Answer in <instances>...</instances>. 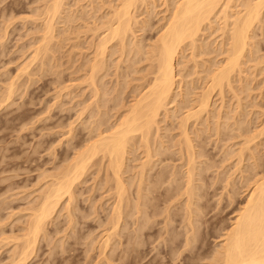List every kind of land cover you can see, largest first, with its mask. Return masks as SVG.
<instances>
[{"label":"rangeland","instance_id":"1","mask_svg":"<svg viewBox=\"0 0 264 264\" xmlns=\"http://www.w3.org/2000/svg\"><path fill=\"white\" fill-rule=\"evenodd\" d=\"M147 1L148 2H144V5L142 2H141L142 4L139 3L140 6L138 5L139 7H137V9H136L137 11L134 10V12H133L134 16L137 15L135 18H136V20H138V23L140 22L139 26H137V25L134 26L135 27L134 31L136 32L135 34L138 35L135 37V39H137V41H140V39L142 38L141 39V41L143 40L142 45L143 46L145 45L144 49L146 47L150 46L148 44L155 41L156 35H159L158 32H159L160 26H162V24H164V22H165L164 18L168 15V13L166 11L167 9L166 10H164V9L167 8V4L169 3V2L166 4L163 3L164 0H152L153 2L149 1V0H147ZM169 1L171 2L172 0H169ZM240 1L241 0H239V2ZM46 2L47 3L49 2V3L47 4ZM50 2H51V0H0V264H11V262H14V260L16 258V257H14V256H16V255H14V253H16L18 250V248L16 250V247H18L22 244L21 240L16 241L14 239L16 238V236L18 234L19 235L17 236L16 239L20 238V234L22 235V233H21L23 231L22 228L26 227L25 223H27L26 219L28 218V216L30 214V209L32 207H34L36 204V201L39 198H41L40 197L42 195V194L40 195L41 189H42V193H43V190L45 188L44 186L50 182L49 180H51V179H47V178H50V176L47 178H45L43 176L51 175V174L56 175L57 173L54 172V174H53L52 171L54 170V171L58 172L59 171L58 168H60V167L63 168L66 164H68V161L71 160V158L74 155V152L72 150L71 145L74 144V141L76 139L78 140V138H75V136L78 137L79 134H81L83 132L82 135H80L81 141H82V138L84 140L85 139L84 137L88 136L87 133L89 130H85V129L82 130V129L85 127V125H87L86 122H88V120L90 119L89 114L90 113L96 114L97 112L98 113L103 112L101 115L102 121L104 119L103 117L107 118V121H105L106 123L104 125L109 126V125L114 124L116 122L117 118L119 117L118 115H120L122 113V107L118 106L119 101L121 100L120 98L121 97L124 98V100L122 98L123 105L124 104H125V106L128 105V102L130 103V101L132 100V98H131L132 95H130V93H129V92H132V91H130V89L133 90V88L136 87L137 85H139V86L141 84L143 85V82L145 81L144 79H145L147 71L149 69L148 68L149 63L147 61L144 62L143 58L145 59V57L143 55H141V56L137 55L138 56L137 58H136V56L135 57L133 56L134 57V58H132L133 60L130 58L132 60L131 61V60H129V57L132 56V54H129L128 56H126L127 54H125L123 56V58H124L123 59L121 57V55L119 54L120 53L119 47H117L115 45L114 46L115 49L113 52L115 53L117 50L118 51L116 54L112 53V51H111L113 58H112V55L109 53V55H111V56H110V59L108 58L109 63L107 62L106 75L100 82V85H102V87H104L103 88L104 92L107 91L105 98L103 97L105 100H108L106 105L104 106L105 108H103V109L99 108L100 110H97L95 107L94 109L97 112H94L93 109L92 110L90 109L91 112L86 111V115L84 113L83 117L81 115H79V113L81 114V110H82L81 107L82 106L84 107V105H87L88 104L87 102H89V103L92 102L89 100L90 99V97H89L90 89L89 90L86 89L88 87H85L86 85L84 86L83 85L84 83L82 81L83 80L82 76L83 77L85 76V74H84L85 72H82L85 69L83 67L84 63H85L84 58L86 59L85 56H87V58L90 57L89 53L92 52V50H91V52H90V50H88L89 49L88 44L90 41L89 38H91V40H92V38H94V39L96 38L95 35H93L94 32L92 31V28L93 27L95 28L99 24H102V22L105 23V21H107V20H105L104 18L111 17V14L114 11L113 7L115 8V6L117 7V5H118L117 0H64V9H63V13H62L63 16L60 15V19H58L60 21H58V22L55 21L56 25L54 24V26H55L54 27V29H55L54 30V38H53V41H50V43L48 44L49 46H47V48L48 47L50 48V49L48 48L50 50V52H47L49 54H47V57H45L44 54H41L44 56V57H42V56L41 57L45 60L42 59V61H41V59H40L41 57L38 56L39 57L38 60H36V57H35V59L33 61V58H34L33 53H35L34 50H36L35 47L36 46L39 47L42 45V36H43L42 30L44 27V22H43L44 18H43V16H41V14L42 13H43L42 15L45 14V12L43 10H45L47 8V6H49L51 4ZM119 2H120V0L118 1V3ZM238 3L236 6H238ZM115 4H117V5H115ZM164 4L166 7L164 6ZM45 5H47V6L45 7ZM169 5H170V3H169ZM140 7H141V9H138ZM147 7H149V8H147ZM234 8L232 9V11L230 10L231 11L230 13H233V11L235 13V11L238 12L239 10H241L240 7H236L235 10H234ZM37 10H39V11H37ZM40 11H43V12H40ZM64 11L66 13H64ZM36 12L38 13V15ZM33 13H35V15H32ZM107 13H109V14H107ZM66 14L68 15V17ZM38 17H40L41 20ZM64 17H66V18H64ZM100 17H101V19L104 17L103 21L101 23H99L101 20ZM162 18H163L164 22H163ZM63 19H65V20H63ZM33 20H34V22H33ZM97 20H98V22H96ZM36 21H37V23H36ZM145 21H146V23H148V22L150 23L151 21L152 22H151V25L149 24L150 26L148 25L149 27L147 26L148 30L146 27V30H144L143 31L144 33H143L139 30L141 29L140 27L142 25H144L142 22L145 23ZM159 23H161V24H159ZM218 23L221 24V21ZM91 24H93V26ZM94 24L95 25L97 24V25L95 26ZM220 24H218L216 26L221 28L222 24L221 25ZM154 26H156L155 28H157V29H155ZM216 26L215 25L213 26L214 29H216ZM218 27H217V29H218ZM88 29L90 31H87ZM157 30H158V32H157ZM85 31H87V32H85ZM5 32H6V35L4 36L3 33H5ZM217 32L220 33L221 31H217ZM205 33H203V35H205V37L204 36L201 37V40H200L201 44H202V42L205 41L204 43H212L213 42V44L215 43V45H216V43H219L222 39V37L220 36L221 34H219V33L217 34L216 32L212 33V30H211V33H210V31H208L206 34ZM257 34L259 35V33H257ZM206 36H207V38H206ZM209 37H211V38H209ZM130 38L131 37L129 36V38L127 40H129L130 43L133 44L134 41H131ZM215 39H216V41H215ZM132 40H134V36H133ZM256 40L258 41V46H259V47L257 46V48H256L257 53H255V55L250 59V61H247L246 64L242 67V70L244 72H243V74L240 75L241 81H239L235 84L237 90H239V89L241 90L240 85H244V84L246 85V83H248L247 85H249L247 88H249L250 91L249 90L248 91L246 90L243 92L237 91L238 95H239L238 97L240 98L239 102L241 104L239 102H237L235 99H233L234 96L228 90H226L224 93L223 97L224 98L226 97V98L223 99L224 101L222 100L223 105L221 104L222 103L221 98H223V97L218 96L217 98H215L217 96V94H214L212 97V100H211V107H210L211 109H209V112H211L209 114H211V115H207V116H209L208 117L209 121L205 122L206 127H208L207 125L209 123L211 124L208 127L209 129L208 128L202 129L203 126H201V124L200 125L195 124V123H193V121L190 122V123H192V124H190V126L192 125L193 128L195 127V129L201 130L199 138L195 135H192L193 138L197 137V139H194V140L195 141L197 140V142L199 140V142L201 143V141H200V138H201V140L205 141L204 144H206V145H204L203 141L201 143L204 145L203 147L205 148V149L203 148V150H202L203 156L205 157V158L204 157L203 158L205 160L201 157V159H203V160L199 159L201 161H200V163H197V167H198V165L202 166V167L201 166L198 167V169H200L199 171H201V169L203 168L202 172L204 171L206 173H204V172L202 173V174H204L202 176V177H204L202 182L198 181V182H196L197 184H195L196 186H199L200 188H201V186H203L200 189L203 192V194H202L203 198L198 199V202L200 204L195 199V203L197 202L196 208L199 205V207H202V210H201V208H200V210H201L200 211V210L192 207L194 210L195 209L197 210V211L195 210L196 212L193 210L194 212L192 213V215H194V217L192 216V218H191L194 226H195V224H198V228H197V226H195L194 232H196V229L199 230V232H198L199 234L193 233L197 236L196 237L194 235L195 236L194 238L198 239V240L195 239V242L192 241V243H194L195 245L191 244L192 247H190L189 249H188V247L186 248V250L182 249V248L185 249L183 244L185 241V239H184L185 234H187V232H186L187 229H183V227L186 228V221H183V220H185L184 219L185 214H183L184 213V205H183L184 204V198L183 199L180 198L181 200L176 199V198H175L176 199L175 200L172 198V200H169V201H165V199L159 198L158 200H160L162 203L159 202L158 200H157V202H156V200L153 201L155 203L154 205H157V206L159 205L160 207L155 206V208H154L153 205H149V207L146 208L148 211L145 209L146 214H148L147 212H149V214L152 217L149 215L151 218L149 217L150 218L149 222L148 223L146 222V224L148 226L147 225L145 226L146 228H144V232L143 233L141 232L143 235L141 233H135V230H134L136 227V226L134 227V222L136 220L137 215H135V216L133 215L132 217H129V218L124 217V219H123L124 221L121 222L122 226L120 229V233L117 234L118 236L115 234L117 238L114 237L115 235H112V233H108L111 231L110 224L108 227H107V224L109 223L108 220L110 219L109 216H111L110 214H111V210L113 207V202H114V201H112L113 195H112V197H110L112 192L110 193V191L107 190L108 185L106 186V188H104V185L103 186H102V184L100 185V183H104L102 181H104V179H105L104 178L105 173L100 172V175H99L100 177H102V174L104 173V175L102 177V181H101V179H99L100 177L97 176L99 174V172L97 174V172H96L97 169L95 168V170L92 169L93 172H90L91 174L92 173L93 174L91 175L89 173L90 176L87 175L85 177L86 181H84L82 184H79V186H81V187L79 188V186H78L77 189L75 188V191H74L76 193L75 198L77 197L78 201L77 200H75L76 202L74 201L75 207L73 206L74 209L72 211V216H74V217H70V218H72L74 223H71L72 220L70 218L69 219L71 220V222L68 221L69 219H68V215L66 214V212L64 210V204H61L62 207H60L58 209L57 214L55 216V219L58 217L57 218L58 220L56 219L57 220L56 221L54 219L52 221V223L48 224V227L46 226L45 233L47 230L48 231L45 235V238H41V240H39V243L36 244V248L33 251L34 253L32 252V254H30L31 256L29 255L30 257H28V259H26L28 262L26 261L27 263H25V264H66V263L67 264H74L76 262H77L76 264H107L106 262H108V260L110 262L108 264H121V263L122 264H180V263L181 264H188V263L189 264H191V263L196 264V262H197V264H209L210 260H208V259L212 258L214 256L213 254H215V252H217L220 249L219 247L223 243L224 235L227 233V231L229 229H231L238 210L245 204L247 197L249 195V192L252 188L251 184L256 180L255 178L257 176H258V178H260L264 174V135H261L260 133H262V132H259L261 129L264 128V70H263L264 66H262V65H264V63H263V61H264V38L259 36L256 38ZM39 42H40V45H39ZM128 42H127V44H128ZM130 43L128 44V46L130 45ZM112 45H114V43ZM57 46L59 48H57ZM211 46L209 49L210 50L214 49V45H211ZM79 47H81V51H79L77 49ZM130 48H131V45H130L129 49ZM145 50H148V48ZM53 52H55V53H53ZM80 52H82V53H80ZM83 53L85 54V56ZM189 54H190V50L185 51L184 56L182 54V56L180 58L183 61L180 59L178 61L180 63L177 66L178 69L176 70V72L182 71V73L179 72L181 75L184 73H188V72L190 73L191 72V74L188 73L189 76H191L193 73V71H192L193 70V68H192L193 63H191L193 61H190V59H192V58H190L191 55L189 56ZM32 55H33V58H32ZM80 55L82 56L81 59H80ZM212 55H214V54H210L209 57H206L203 55V58L201 55V57L199 56V57H196L195 59L198 62H200L201 65L202 64L205 65V64H208V62L210 60H212V58H213ZM126 57H128V59ZM260 57L262 58L263 61L261 60ZM52 58H53V60H52ZM118 58L119 59L121 58L125 62L123 61L122 63H120L121 60L119 62H117L119 60ZM207 58L209 61L207 60ZM214 58H215V56H214ZM215 59L220 60L221 58L216 57ZM79 60H80V62H79ZM127 60H129L130 62H128ZM138 60H140L141 63ZM36 61L37 62L39 61L38 64ZM40 61H41V65L43 64L42 69L44 71L40 67ZM205 61H206V63H204ZM260 61H262V64ZM28 63H30L31 66L28 65ZM188 63H190V64H188ZM25 64H27V65H25ZM117 64H118V66H117ZM194 64L196 65V63H194ZM55 65H57V66H55ZM186 65H189V66H186ZM130 66H131L132 71L130 69ZM132 66H133V68H132ZM207 66L208 65H206V66L202 65V67L204 69ZM258 66L261 68V71H260V68ZM22 67L23 68L26 67L25 68L26 70L23 69ZM69 67H71V68H69ZM80 67H81V70H79ZM82 67H83V69H82ZM108 67H109V69H108ZM179 67H181V68H179ZM52 68H54V69H52ZM185 68H187L188 70H190V69H192V70L188 71ZM203 68H202V71H203ZM134 69H137L138 71L135 70V72L137 71L138 73L133 72ZM200 69H201V66H199L198 70H200ZM127 70H128V72H127ZM145 70H147L146 74L144 72ZM40 71H42V72H40ZM129 71H130L131 75H129ZM258 71L259 72L263 71V72L259 73ZM25 72H27V73H25ZM126 72H127V76L125 75ZM30 73H33L34 75L33 74L30 75ZM122 73L126 77H124V75H122ZM132 73H135V74H132ZM115 75H116V78H115ZM200 75L201 74L195 76L193 74L191 76L192 78H190L188 76V77H185L186 79L183 78V81L184 80L188 81L189 80L188 78H190V80L193 81L192 82L189 80L191 82V83L190 82L188 83L189 87H190L191 86L190 84L195 83L193 78L197 79V76H200ZM184 76H187V74H185ZM121 77L123 79L124 78L125 79L123 80ZM131 78H133V80ZM140 78H141V80H142V78H144L143 79L144 81H141V80L139 81ZM126 81H127V83L129 82L128 86H127V84L126 85L124 84V83H126ZM198 82L200 83V81H197V84L195 83L196 86H198V88H199V90L197 89L198 92L194 91V92H197L196 95L197 94L199 95L201 93L200 92L201 83L198 84ZM118 83H120V84L118 85ZM186 83L187 82H185V83L183 82V84H182L183 89H184V86H186V85H184ZM11 84H12V86H11ZM66 85H68V86H66ZM79 85H82V87L81 86L79 87ZM73 86H75V88ZM125 86H126V88H128L127 90H126ZM66 87H67V89H66ZM123 87H124L125 93L122 92V96L120 95L119 96L120 98L118 97L119 98V100H117L118 103L116 101L114 102L113 101L114 95L116 97L118 92H119V94H121V91H123ZM186 88H187V86H186ZM62 89H63V91H62ZM13 90H15V91H13ZM83 90L85 92H83ZM112 90H113V92H112ZM12 91H13V94L11 95ZM87 91H89V92H87ZM114 91L116 92V94H114ZM82 92H83V94L84 93L85 94L84 95L81 94ZM175 92L177 93V90ZM2 93H4V94H2ZM192 93H193V91H192ZM68 94H69V96H68ZM196 95L192 96V97L190 96V98L193 100L194 98H197ZM1 97H3L2 102H4L2 104H1ZM72 97L73 98L76 97V99H73ZM111 98H112L113 102L111 101ZM177 100H178V98H177ZM7 101H8V103H7ZM84 101L86 104L83 103ZM178 101H180V100H178ZM236 103H239V104H236ZM77 104L80 107H78ZM113 105L116 106L115 109H112ZM220 105H222V106H220ZM235 105H237V106L240 105L239 107H241V106L242 107L241 108L238 107L239 108V110H238V108ZM77 107H78V109H77ZM219 108H223V110L220 109V111H218ZM227 108H228V110H227ZM172 110H173V108H172ZM213 111L215 112V114L213 113ZM104 112L106 113V115L104 114ZM218 112L220 113L219 117H221L220 122L221 121L223 122V123L221 122L222 124L220 123L222 125V126H220V132H221V134L223 132L224 135L221 136V138H220V136L218 137L216 135L217 138L215 140L214 131L212 132V130H214V127H212V126L215 125V122H216L215 119L218 117L217 116ZM232 112L235 115L231 114ZM100 113L98 115H100ZM180 113L183 114V113H185V111L180 112ZM180 113H177L179 116L176 114V118L180 117V115H181ZM93 114H90V115L94 116ZM214 115L217 117H214ZM226 115L229 116V119L231 118L230 122L228 120V123H231V124L228 125V123H227V125L229 127L231 126L230 130H229V127L227 126L228 127L227 128L225 125V122H227V120L225 118L228 117ZM78 116L79 117L81 116L82 118L80 117L81 118L80 119ZM207 116H204V118L207 119L206 118ZM211 116L214 117L215 119H212ZM76 117H78V118H76ZM176 118L175 119L173 118L171 120L168 119L165 123L167 125L172 124L170 126L173 127V125L174 124L176 125V123L179 119L178 118L176 120ZM222 118L224 121L222 120ZM232 118H233V120H232ZM234 118H236V120ZM78 119H80V120H78ZM161 119H162V117H161ZM205 119H203V120H205ZM75 120H76V122H75ZM83 120H85V121H83ZM91 120H93L92 117H91ZM96 120H97V118H96ZM93 121H95V120H93ZM243 121H245V123ZM61 122H62V124L63 123L64 124L61 125ZM73 122H75V123H73ZM89 122H91V124H92V121L89 120ZM107 122L109 123V125H107L108 124ZM171 122H173L174 124ZM235 122H236V124H238V127H237V125H235ZM57 123H59V124H57ZM70 123H73V124H70ZM162 123H161V127L163 128V126L166 124H164V123L162 124ZM203 123H204V121H203ZM242 124H243V126H242ZM89 125H87V126L89 127ZM193 125H196V126H193ZM233 125H234V127H233ZM55 126H57V127L55 128ZM92 126L93 125H90V127H92ZM192 127H190V130L193 129ZM206 127H204V128H206ZM222 127L223 128L225 127V129L223 130ZM240 127H241L242 131H241ZM244 128H246V129H244ZM195 129H193V131H195ZM202 130H203V133H202ZM204 130H206V131H204ZM236 130H238V131H236ZM69 131L71 132V134L68 133ZM261 131L264 132V129ZM176 132L177 131H172V133L170 132L168 135L171 138L174 136L176 137V135H178V133H176ZM211 132H212V135L214 134L213 136L211 135ZM258 132L260 135L257 134ZM262 134H264V133H262ZM209 135H210V137H209ZM255 136L257 137V139ZM252 137H255V140H254L255 143L253 141H251L252 145L250 143L246 147L245 146L246 141L248 139H251ZM175 139H177V137ZM252 139H254V138H252ZM217 140H218V142H217ZM221 140H223V141H221ZM197 142H195V143H197ZM41 144H43L42 145L43 147L41 146ZM67 144H70V145L67 146ZM38 145H39V147H38ZM57 145H58V147H57ZM35 148H37V149H35ZM250 148H252V149H250ZM48 149L50 151H48ZM240 149H244V152L242 151L243 152L242 162H241V164H238V158L237 157L239 155L238 153H239ZM248 149H250V150H248ZM195 150L198 151L197 148ZM205 150H206L207 154L204 153ZM246 150H248V151H246ZM64 151H66V152H64ZM172 152L174 153V152H176V150H174ZM252 153H253V155H252ZM175 154L177 155V153H174V155ZM174 155H172L173 157L171 156L172 157V159L170 160L171 162L170 161L168 163L165 162V165L170 164L169 168L173 167L174 164H176L175 166L178 165V167L181 164V162H179L180 161L179 156H177L178 159H175L176 155L175 156ZM207 156H208V159H207L208 163L205 162ZM225 156H228V157L225 158ZM250 156H252V157L254 156V159L251 160ZM64 157L69 159L68 161H66L67 163L64 161V163H66L65 165L62 161V159H65ZM255 158H257V159H255ZM259 158L261 160H258ZM197 160L198 159H196V162H199V160L198 161ZM173 162H174V164H171ZM211 162L213 164H211ZM202 163H204L205 165ZM254 163H256L257 168H254V171H253V169H251V168L255 167V166H253ZM257 163H258V165H257ZM208 164H211V165H209V167H208ZM61 165H63V166H61ZM163 165H164V163H163ZM55 166H56V168H55ZM206 167H208L207 168L208 170L205 171ZM38 168L40 170H38ZM62 168H60V169H62ZM55 169H58V170H55ZM209 169H211V170H209ZM236 170H238V171H236ZM262 170H263V172H262ZM50 171H51V174H50ZM248 171L251 174L248 173ZM247 173H248V175H247ZM40 174H42V175H40ZM219 175L222 178V180H219V178H220ZM93 176H95V177H93ZM10 177L12 179H10ZM245 178L247 180V183L244 180ZM5 179H7V180H5ZM38 179H40V180H38ZM43 179H47V180H43ZM37 180H38V182H37ZM93 180L94 181L97 180V181H95V183H93L94 182ZM216 180H217V182H216ZM203 181H204V183H203ZM228 183H229V185H227ZM9 184L11 185L10 187H9ZM203 184H207V185H205L206 187H204ZM211 184H213V185L211 186ZM92 185H94V187ZM98 185L102 186L103 190H105V191H103L102 189L97 191L100 188ZM164 185H163V187H164ZM89 186H92V187H89ZM174 186H175V183H174ZM174 186L171 187V184H170L169 188L171 187L170 189H172ZM249 186H251V188ZM167 187H168V185H167ZM91 188H93V189L91 190ZM205 188H206V190H205ZM203 189H204V191H203ZM106 190H107V192H106ZM90 191L92 192V194H89ZM101 191H103V192H101ZM163 191H164L163 189H162V191L160 190V192H163ZM36 192H39V193H36ZM204 192H206V193H204ZM79 193H82V195L81 194L79 195ZM105 193H108V194H105ZM28 194H30L29 197H28ZM36 194H37V196H35ZM107 195H109V196H107ZM83 196H85V197H83ZM91 196H93V197H91ZM35 197H38V198H36V200H35ZM100 197H102L101 198L102 200L100 199ZM202 199H204V200H202ZM97 200H99V201L97 202ZM95 202H97V203H95ZM169 202H172L171 205H169L170 204ZM29 203H30V206L28 205ZM37 203H38V201H37ZM159 203H161V204H159ZM167 204L169 205V207ZM99 206H100V208H99ZM151 206L154 208V210H157V212L153 211V212H155L154 214L152 212L153 209H150ZM203 206H205V207H203ZM206 206H207V209H206ZM29 207H31V208H29ZM90 208L92 209L91 211H90ZM158 208H160V209H158ZM79 209H80V211H79ZM166 209H167V211H169V212H167L168 213L167 216H165L167 213L164 214V211ZM182 209H183V211H182ZM123 210L126 211L125 208ZM160 211H161V214H160ZM156 213H158L160 215L157 214V216H156ZM133 214H135V213H133ZM82 215H83V217H82ZM169 215H170V217H169ZM168 217L170 219H168ZM107 218H109V219L107 220ZM130 218H132V219L134 218V221L131 220ZM66 219H68V220H66ZM166 219L170 220V222ZM125 220L126 221L128 220V221L126 222ZM141 220H143V219L141 218L140 222H142ZM181 220H182V222H181ZM106 221L108 223H106ZM150 221L153 224H151ZM165 221L169 222L171 225H169V223H166V226H163V225H165L164 224ZM69 223H71V224H69ZM123 223H125V224H123ZM181 223L183 225L184 224L185 225L181 226ZM130 224H132V226H130ZM155 224H156V226H153ZM73 225H75V226L77 225V227H78V228L76 227L77 230H76L75 226H73ZM123 225L125 227L127 225V227L124 228ZM72 226L74 228H72ZM63 227L66 229V231L67 230L68 231L66 232ZM122 227H123V229H126V231H123ZM171 227H173V228H171ZM147 229H149V230H147ZM164 229H165V231L168 229L167 232H165ZM174 229H176V230H174ZM184 230H186L185 231L186 233L184 232ZM55 232L59 233V234L57 233L58 236H56ZM123 232H125L126 236ZM164 232L166 235L164 234ZM178 232H180V233H178ZM53 233H54V235H53ZM62 233H64V234H62ZM159 233H161V234H159ZM167 233H168V235H167ZM181 233L182 234L185 233V234L182 235ZM189 233L191 234V230H189ZM107 234L108 235L111 234L110 235L111 239L109 241L106 238V237H108ZM119 234L121 235V237L119 236ZM138 234H141V235H138ZM171 234L174 236H172ZM64 235H67L68 237L67 236L63 237ZM127 235H128V238H127ZM175 235H177V238L174 240L173 243H174V247L176 246V250L178 251L177 257H179L178 258L179 260L177 259V257H175L176 256V253H175L176 250L174 252L173 251L170 252L168 250L169 248L172 247V244H170L169 239L175 238ZM179 235H180V238L178 237ZM54 236H56V238H54ZM90 236H92L91 239L89 238ZM138 236H139V238H138ZM167 236H169V239L165 238ZM47 237L48 238L51 237L50 238L51 240L47 239ZM5 238L7 240H5ZM82 238H83V240H82ZM120 238H122V239H120ZM133 238H134V240H133ZM141 238H142V241L140 240ZM156 238H157V240H156ZM11 239H13V240H11ZM68 239L69 240L71 239V242ZM106 239H107L108 245L110 247L106 246L107 244H105V245L102 244L103 245V248H102V245H100V244L105 243V242H103V240L105 241ZM112 239H114V240H112ZM128 239H130V240L127 242ZM136 239H137V242H136ZM150 239H151V241H150ZM167 239H168V241H167ZM85 240H87V241H85ZM40 241H42V242L40 243ZM48 241H50V242H48ZM115 241H116V244H115ZM52 242H54V243H52ZM110 242H112L114 247H116V250L114 249L113 245ZM167 242H169L170 245L165 244ZM175 242H176V244H175ZM179 242H181V243L183 242V243L180 244ZM10 243H12L13 245ZM18 243H20V244H18ZM127 243H129V244H127ZM130 243H131V245H130ZM139 243H141V245ZM60 244H62V245H60ZM93 244H94V246H92ZM133 244H136L135 245L136 249L134 248ZM137 244H139L140 247H139V245L137 246ZM56 246H57V248H56ZM105 246L107 248V249L105 248L106 252L103 251ZM126 246H128V248H127L128 252H127V250H125ZM168 246H170V247H168ZM12 247L15 248V250H12L13 249ZM122 247H123V249H121ZM129 247L131 248V251L129 250L130 249ZM100 248H101V250H100ZM177 248H179V249H177ZM53 249H55V251ZM89 249H90V251H89ZM111 249H113V250L111 251ZM187 249H188V251H187ZM190 249L192 252L191 254L189 251ZM48 250H50V253H48L49 252ZM194 250H195V252H194ZM113 251H116L115 253H113L114 255L111 254ZM9 252H11V253H9ZM109 252H110V255H109ZM123 252H126L128 255L126 253L124 254ZM56 253H57V255H56ZM64 253L65 254L67 253V254L65 256H63ZM68 253H69V255H68ZM101 253L103 254V256H104V254L106 255V253H107L106 257L107 258L109 257V258L107 259L105 256L103 257ZM164 253H165V255H164ZM97 254H98V256H97ZM50 255H51V257H50ZM111 255H112V257H110ZM125 255H126V258H125ZM172 255H173V257H172ZM189 255H191V256H189ZM207 255H208V257H207ZM211 255H213V256H211ZM10 256H12V257H10ZM119 256L120 257L122 256L121 258H123V259H120ZM10 258H12V259H10ZM105 258L107 261L106 260L104 261ZM54 259H56V260H54ZM202 259L203 260L205 259L206 262H205V260L202 261ZM10 260H12V261L10 262ZM98 260H99V262H98ZM63 261H65L66 263ZM96 261H97V263H96ZM120 261H122V262H120ZM211 262H212V259H211Z\"/></svg>","mask_w":264,"mask_h":264},{"label":"bare ground","instance_id":"2","mask_svg":"<svg viewBox=\"0 0 264 264\" xmlns=\"http://www.w3.org/2000/svg\"><path fill=\"white\" fill-rule=\"evenodd\" d=\"M118 1L119 0H117V4L118 5L115 4V5H117V7L116 6H115V8L113 7L114 11L111 14V17H109V18H104L103 17L105 20H107V21L104 20L105 23L102 22L103 18L101 19V17H100L101 20H100L99 23L102 22V24L98 23L99 24L98 26H96L97 24L96 25L94 24L96 27L95 28L93 27L94 29L92 28V31L94 32V34L93 33L92 34L95 35L96 38L95 39L92 38V40H91V38H89V40H90L89 44H88L89 49L87 48L88 50H90V52L92 50V52L89 53L90 57L87 58V56H85V54L83 53L84 56L86 57V59L84 58L85 63H84V66H83L85 69L82 71V72H85L84 73L85 76L84 77L82 76L83 80L82 79L81 80L84 83L83 85L84 86L86 85L85 87H88L86 89H88V90L90 89V92L87 91V92L90 93V95H89L90 99L89 98L88 99L90 101H92V102L89 103V102L86 101L88 104L84 105L83 104V103H85V101H84L82 103L84 105V107L83 106L81 107L82 110H81V114L79 113V115H81L83 117L84 113L86 115V111H90L91 112L92 109H93L94 112H97L94 109L95 107H96L97 110L105 108L104 106L106 105V103L108 101V100L104 99L105 95L107 94L106 93L107 91L104 92V90H103L104 87H102V85H100V82L106 75L108 58L110 59V56L112 55V53H114L113 51L115 49V47H114L115 45L117 47H119V50H120L119 54L121 55L122 58H123V56L125 54H127L126 56H128L129 54H132V56L129 57V60H131L135 56L137 58L138 57L137 55H140V56L143 55L145 57V59L143 58V60H144V62L147 61L149 63V67H148L149 69H148V71L147 70L144 71L145 74H146V71H147L145 79L144 78H142V80H141V78L139 79V81L140 80L141 81L145 80V81L143 82V85L141 84L140 86L137 85L134 88L132 87L133 90L130 89V91H132V92H129V93H130V95H132L131 96L132 100L130 101V103L128 102V105H126V106H125V104L123 105V103H122V98L123 97H121V98L119 97L120 95L122 96V92H124V87H123V91H121V94H119V92H118L116 97L114 95V97H113L114 100L113 101L114 102L116 101L118 103L117 100H119V98H120L121 100L119 101V105L118 104L117 105L122 107V113L120 112L121 114L118 115L119 117L117 118L116 122L114 121L115 122L114 124L109 125V123L107 122L108 123L107 125H109V126L104 125L106 123L105 121H107V118L103 117L104 119L102 121L101 115H102L103 112L102 113L99 112L100 115H98L99 114L98 112L96 114L95 113L94 114L90 113V114H93L94 116L96 115L95 117L97 118V120H96V118L94 116H91L89 114V116H90L89 120L92 121V124H91V122H89V120H88V122H86V124L87 125L90 124V125H93V126L90 127V125H89V127H88L87 125L84 124L86 128L85 127L83 129L81 128L82 130H84V129L85 130H89L88 133H87L88 136L87 137L85 136L84 140L82 138V141H81V136H80V135H82L83 132L81 134H79L80 137L78 135H77L78 137L75 136V138H78V140L76 139L75 140L76 142L74 141V144L71 143L72 144L71 145L72 146V150L74 152V155L71 158V160H69L68 158L64 157L65 159H62L63 163H64V161L66 162V161L69 160L68 164H66L67 162L64 163V165L65 164L66 165L63 168L60 167L62 169L57 167L59 169L58 172L53 170L52 171L53 174L55 172V173H57L56 175L55 174L52 175L51 171H50L51 175L43 176L45 178L50 176V178H47V179H51V180H49L50 182L47 183V185L44 186L45 188L43 190V193H42V189H41L40 195L41 194L42 195L40 196L41 198H39L37 200L38 203L36 201V204L34 203L35 204L34 207H32V208L29 207L31 209H30L29 216L27 215L28 216V218L26 219L27 223H25L26 227L25 228L21 227L22 230H23L21 232L22 235L20 234V238L18 237L19 239H16L19 234L17 236L15 235L16 238L14 240H16V241L17 240H19V241L21 240L22 244L20 246H18V247L15 246L16 250L18 248V250L16 252L17 254L12 251L14 253V255H16V256H14V255L13 256L16 257V258H15V260L13 259L14 262H11L12 260H10L11 264H25V263L28 262L26 259H28V257L31 256L30 254H32V252L36 248V244L39 243V240H41V238H45V235H46V233L48 231L47 230L46 233H45L46 226L48 227V224L52 223V221L55 219V216L57 214L58 209L60 207H62L61 204H64V210H65L66 214L68 215V219L70 217H74V216H72V211H73V209L75 207L74 206V203L76 202L75 200H77V197L75 198V195H76V193L74 192L75 188L77 189L79 184H82L84 181H86L85 177L87 175H89L90 172H93L92 169L95 170V168L97 169L96 170L97 174L99 172V174L97 175L98 177H100L99 176L100 172H104L105 173V176H104L105 179L103 178L104 181H102V177H103L104 173L103 174L101 173L102 177H100L99 179H101V181L104 182V183H100V185L101 184H102V186L104 185V188H106V186L108 185L107 186V190L110 191V193L112 192L111 195L109 194L110 197H112V195H113V197H112L113 200L112 201H114V202H113L112 210L110 209L111 210V214H110L111 216H109L110 219L107 218V220L109 219L108 220L109 223L106 221V223H108L107 227L109 226V224L111 226V228L109 227L111 229V231L108 232V233H112V235H115V234L117 235L118 233H120V229H121V226H122L121 222L124 221L123 220L124 217L125 218L126 217L129 218V217H132L133 215L134 216L137 215L136 216V220L134 222V227L136 226L135 229H134L135 233H141V232L143 233L144 232V228H146L145 226L147 225L146 222L148 223L150 218L152 217L149 214V212H147L148 214H146V210H147L146 208H148L149 205H153L154 208H155V206H157V205H154L155 203L153 201L156 200V202H157V200L159 198L160 199L163 198V199H165V201L172 200V198L173 199L176 198V199H179V200L184 198V204H183L184 205V213L183 214H185L184 215L185 216V218H184L185 220H183V221H186V228L183 227V229H187V231L184 230V232L186 231L188 235L185 234L186 232L183 233V234H185V238H184L185 241H184V244H183L185 249L184 248H182V249L186 250L187 247L189 249L190 247H192V245H195L194 243H192V241L195 242V239H197V238H194L196 235L193 234V233L199 234L198 233L199 230L196 229V232H194V230H195L194 228H195V226H197V228H198V224H195V226H194L191 218H192V216L194 217V215H192V213L196 209L200 210V208H201V210H202V207H199V205L196 208V204L198 202V199L203 198L202 197L203 192H202V190H200L203 186H201V188H200L199 186H196L195 184H197L196 182H198V181L202 182V180L204 178V177H202L204 175V174H202L204 172V171L202 172L203 168L201 169V171H199L200 169H198V167H200L201 165L200 166L198 165V167H197V163H200V161L205 158L203 156L202 150L204 148L203 146L206 145V144H204L205 141L201 140V138H200V141H201V143L203 141L204 145L201 144L199 142V140H198L199 143L197 142V140L196 141L194 140V139H197V137L199 138L201 130H197V129H195V127L193 128L192 125L190 126V124H192L190 122L193 121V123H195V124H199V125L201 124V126H203L202 129H207L211 124L209 123L207 125L208 127H206L205 122L209 121L208 120L209 116H207V115H211V114H209V113H211V112H209V109H211L210 108L211 107V100H212V97H213L214 94H217V96L215 95L216 97L214 96L215 98H217L218 96L223 97L225 91L228 90L234 96L233 99H235L237 102H239L240 98L238 97L239 95H238L237 91H242L243 92V91H246V90L248 91L249 90V88H247L249 86V85H247L248 83H246V85L245 84L244 85H240L241 86L240 87L241 90L240 89L237 90L235 84L237 82L241 81L240 75L243 74V72H244L242 70V67L246 64L247 61H250V59L255 55V53H257L256 52L257 51L256 48L258 46V41L256 40V38L259 37V36L264 38V0H241L240 2H239V0H172L171 2L169 0H164L163 3H165V4L168 3V2L170 3V5L168 3L167 4V8L164 9V10L167 9L166 11H167L168 15L164 18L165 22H164V20L162 18L164 24H162V26H160L159 32L157 30L159 35H156L155 41L152 42L153 44L150 43V44H148L150 46L145 48V49L148 48V50L144 49L145 45L144 46L142 45V41H143V40L141 41L142 38L140 39V41H137V39H135V37L138 36V35L135 34L136 32L134 31V29H135L134 26H136V25L139 26L140 22L138 23V20H136V18H135L137 15L136 16L133 15L134 10L137 11L136 10L137 7L140 6L139 3L142 2L143 5H144V2H148V1L147 0H120L119 3H118ZM149 1H152V0H149ZM50 3L51 4L49 6L45 5V7L47 6V8L45 9L46 11L42 9L45 12L44 15H42L43 13L41 14V16H43V18H44V21H43L44 22V27H43V30H42L43 31L42 45L39 46V47L38 46L35 47L36 50H34L35 53H33L34 58H33V55H32L33 61H34L35 57H36V60H38V58H39L38 56L47 57V54H49L47 52H50V50H49L50 48L48 47L49 48L48 49L47 46H49L48 44L50 43V41H53V38H54V30H55L54 29V27H55L54 24L56 25L55 21H57V22L60 21V20H58V19H60V15L63 16L62 13H63V9H64V0H51ZM237 3H238V6H236ZM165 4H164V6H165ZM236 7H240L241 10H239L238 12L235 11V13H234V11H233V13H230L232 11V9L234 8V10H235ZM147 8H149V7H147ZM138 9H141V7L138 8ZM37 11H39V10H37ZM43 11H40V12H43ZM64 13H66V12L64 11ZM107 14H109V13H107ZM32 15H35V13H33ZM37 15H38V13H37ZM67 17H68V15H67ZM38 18L40 19V17H38ZM64 18H66V17H64ZM63 20H65V19H63ZM220 21H221L222 25L220 23H218ZM33 22H34V20H33ZM96 22H98V20ZM151 22L150 23L149 22L146 23V21H145V23L142 22L144 25H142L140 27L141 29L139 31L143 32L144 30H146V27L149 24L151 25ZM36 23H37V21H36ZM159 24H161V23H159ZM218 24H220L222 27L219 28L218 26H216ZM91 25L93 26V24H91ZM214 25L216 26V29H214V27H213ZM148 27H147V30H148ZM155 27L156 26H154V28ZM217 27H218V29H217ZM89 29L87 31H90ZM155 29H157V28H155ZM211 30H212V33L216 32L217 34L219 33L217 31H221L219 33V34H221L220 36L222 37L221 41L219 43H216V45H215V43L213 44L212 41H211L212 43H204L205 42L204 41L201 44V42H200L201 37L202 36L205 37V35H203V33H205V32L207 33L208 31H210V33H211ZM87 31H85V32H87ZM256 32L259 33V35ZM3 34L5 36L6 32L3 33ZM129 36L131 37L130 38L131 41H134L133 44L130 43L129 40H127L129 38ZM133 36H134V40H132ZM206 38H207V36H206ZM209 38H211V37H209ZM215 41H216V39H215ZM127 42H128V44L130 43V45H131L130 49H129L130 45L128 46ZM113 43H114V45H112ZM39 45H40V42H39ZM211 45H214V49L211 48L212 50L209 49ZM57 48H59V47L57 46ZM79 48H77V49L79 51H81V47H79ZM187 50L188 51L190 50L189 56L191 55L190 58H192V59H190V61H193V62H191V63H193V67H192L193 70L190 69V70L193 71L192 75L194 74L196 76V75L201 74L200 76H197L198 80L196 78L195 79L193 78V80L195 81L196 84H197V81H200V83H201V89H200L201 93L199 95L198 94L196 95V93L198 92L197 89L199 90V88H198V86H196L195 83L190 84L191 86L189 87L188 83L190 81H192V80H190V78H192L191 77L192 75L189 76V74H191V72L190 73L188 72L189 74L188 73H184L182 75L179 73V72L182 73V71L176 72V70L178 69L177 66L180 63L178 61L181 58L182 54L184 56V52L187 51ZM111 51H112V53H111ZM117 51L114 54H116ZM53 53H55V52H53ZM80 53H82V52H80ZM109 53L111 55H109ZM41 54H44V56L41 55ZM210 54H214V55H212L213 58H212V60H210L211 62L207 58V60L209 61L208 64H205V65L202 64L203 66L208 65L204 69L202 67V65L200 64V62H198L195 58L199 57V56L201 57V55H202V58H203V55L206 56V57H209ZM214 56H215V58L218 57V58H221V59L220 60H216L214 58ZM42 57L40 58L41 61L43 59ZM81 58H82V56L80 55V59ZM112 58H113V55H112ZM126 58L128 59V57H126ZM43 60H45V59H43ZM52 60H53V58H52ZM120 60H121L120 63H122L124 61V60H122L120 58L117 62H119ZM129 60H127V61L130 62ZM180 60H182V59H180ZM261 60H262V58H261ZM41 61H40V67L42 69L43 68L42 67L43 64L41 65ZM138 61L140 62V60H138ZM262 61H260L261 64H262ZM38 62H37V64H38ZM79 62H80V60H79ZM194 63H196V65ZM204 63H206V61ZM263 63H264V61H263ZM188 64H190V63H188ZM25 65H27V64H25ZM28 65H30V63H28ZM55 66H57V65H55ZM117 66H118V64H117ZM186 66H189V65H186ZM199 66H201L200 70H198ZM262 66H264V65H262ZM83 67H82V69H83ZM25 68H23V69H25ZM69 68H71V67H69ZM132 68H133V66H132ZM179 68H181V67H179ZM202 68H203V71H202ZM52 69H54V68H52ZM108 69H109V67H108ZM130 69H131V66H130ZM185 69H187V68H185ZM79 70H81V67L79 68ZM135 70H137V69H134L133 72H135ZM190 70H188V71H190ZM131 71H132V69H131ZM260 71H261V68H260ZM27 72H25V73H27ZM40 72H42V71H40ZM127 72H128V70H127ZM127 72L125 74L126 76H127ZM262 72H259V73H262ZM135 73H132V74H135ZM31 74H33V73H30V75ZM185 74H187V76H184ZM122 75H124V74L122 73ZM125 75H124V77H126ZM129 75H131L130 71H129ZM188 76L190 77V78H188L190 81L188 79H187L188 81H185V80L183 81V78L186 79L185 77H188ZM115 78H116V75H115ZM131 79L133 80V78H131ZM183 82L184 83L187 82L186 84H184V85L187 86V88H186V86H184V89H183V85H182ZM200 83L198 82V84H200ZM119 84L120 83H118V85ZM124 84L125 85L127 84V86H128L129 82L127 83V81H126V83H124ZM11 86H12V84H11ZM66 86H68V85H66ZM80 86L82 87V85H79V87ZM73 87L75 88V86H73ZM125 88H126V86H125ZM63 89H62V91H63ZM66 89H67V87H66ZM127 89L128 88H126V90ZM176 90H177V93L175 92ZM13 91H15V90H13ZM13 91H12L11 95L13 94ZM192 91H193V93H192ZM194 91H197V92H194ZM83 92H85V91L83 90ZM83 92L81 94H83ZM112 92H113V90H112ZM4 93H2V94H4ZM114 94H116L115 91H114ZM195 95L197 96V98L193 97L195 100L194 99L192 100L190 98V96L192 97V96H195ZM68 96H69V94H68ZM2 98L3 97H1V104L4 103V102H2ZM177 98L180 101H178ZM225 98L224 97L221 98V102H222L221 104L222 105H223V101H224L223 99H225ZM73 99H76V97L73 98ZM123 100H124V98H123ZM111 101H112V98H111ZM7 103H8V101H7ZM239 103H236V104H239ZM115 105H113L112 109L116 108ZM222 105H220V106H222ZM77 106L80 107L78 104H77ZM235 106L238 108L240 105H238V106L235 105ZM78 107H77V109H78ZM241 107H239V108H241ZM172 108H173V110H172ZM239 108H238V110H239ZM220 109L223 110V108H219L218 111H220ZM227 110H228V108H227ZM183 111H185V113H183V114L180 113V112H183ZM214 111H213V113L215 114ZM233 112L231 114H234ZM177 113L181 114L180 117H178L179 119L176 118V114ZM104 114L106 115L105 112H104ZM219 114L220 113L218 112V115H217L218 117L214 115V117H217L216 119L211 116L212 119L216 120L215 125L212 126V127H214V130H212V132L214 131L215 140L217 138L216 135L218 137L220 136V138H221V136L224 135L223 132H222V134L220 132V126H222L221 124L223 122L222 121H221L222 123L220 122L221 117H219L220 116ZM228 115H226V116H228ZM204 116H207L206 117L207 119H205ZM78 117H76V118H78ZM91 117L95 121L91 120ZM161 117H162V119H161ZM173 118L174 119L176 118V120L178 119L176 125L173 122H171L175 126L173 125V127H172V126H170L172 124L167 125L165 123L168 119L171 120ZM80 119H78V120H80ZM203 119H205V120H203ZM225 119L227 120V122H225V125L227 127L229 124H231V123H228V120L230 122L231 118L229 119V116H228ZM234 119L236 120V118H234ZM222 120H223V118H222ZM232 120H233V118H232ZM83 121H85V120H83ZM203 121H204V123H203ZM75 122H76V120H75ZM75 122H73V123H75ZM162 122L164 124H166V125L163 126V128L161 127V123ZM243 122L245 123V121H243ZM73 123H70V124H73ZM227 123H228V125H227ZM57 124H59V123H57ZM63 124L61 122V125H63ZM235 125H237V127H238V124H236V122H235ZM57 126H55V128ZM193 126H196V125H193ZM242 126H243V124H242ZM190 127L195 129V131H193L192 128H191L192 130H190ZM204 127H206V128H204ZM230 127H229V130H230ZM233 127H234V125H233ZM222 129L224 130L225 127L224 128L222 127ZM240 129H241V127H240ZM244 129H246V128H244ZM263 129H261V130H263ZM261 130L259 132L264 133ZM172 131H177L176 132V133H178V135H176L177 139H175L176 138L175 136L171 138L168 135L170 132L172 133ZM204 131H206V130H204ZM236 131H238V130H236ZM241 131H242V129H241ZM212 132H211V135H212ZM259 132L257 134H259ZM68 133L71 134L70 131ZM202 133H203V130H202ZM262 133H260V134L264 135ZM192 135H195L197 137L193 138ZM209 137H210V135H209ZM255 137H252L254 139H252V138L248 139L246 141L247 145L245 144V146L247 147L251 143V141H253L255 143V141H254ZM256 139H257V137H256ZM221 141H223V140H221ZM195 142H197V143H195ZM217 142H218V140H217ZM42 145L43 144H41V146ZM58 145H57V147H58ZM68 145H70V144H67V146ZM251 145H252V143H251ZM38 147H39V145H38ZM196 148L198 149V151L195 150ZM35 149H37V148H35ZM250 149H252V148H250ZM250 149H248V150H250ZM174 150H176V152H174V153H177V155L175 154L176 156L172 152ZM248 150H246V151H248ZM48 151H50V150L48 149ZM242 151L244 152V149H240V151L238 153L239 154L238 157H237L238 158V164H241V162H242V158H243V156H242L243 152ZM64 152H66V151H64ZM204 153L207 154L206 150L204 151ZM171 154L176 157L175 159H178L177 156H179V160H180L179 162H181V164L179 166L180 168L178 167V165L175 166L176 164H174V162L171 163V164H174L173 167H171V168H169L170 164H168V165L166 164L165 165V162L168 163L172 159L173 156ZM252 155H253V153H252ZM201 157L202 158L204 157V158L201 159ZM226 157H228V156H225V158ZM196 159H198V160L201 159V160H199V162H196ZM207 159H208V156H207L205 162H207ZM250 159L251 160L254 159V156L253 157L250 156ZM255 159H257V158H255ZM258 160H261V159L259 158ZM163 163H164V165H163ZM204 163H202V164H204ZM211 164H213V163L211 162ZM211 164H208V167ZM257 165H258V163H257ZM61 166H63V165H61ZM253 166H255V167H253L251 169H253V171H254V168H257L256 163H254ZM208 167H206L205 171L208 170L207 169ZM55 168H56V166H55ZM58 169H55V170H58ZM38 170H40V169L38 168ZM209 170H211V169H209ZM236 171H238V170H236ZM262 172H263V170H262ZM204 173H206V172H204ZM248 173H250V172L248 171ZM248 173H247V175H248ZM42 174H40V175H42ZM93 177H95V176H93ZM219 177H220V175H219ZM220 178H219V180H222V178L221 179ZM246 178L244 180L247 183ZM257 178H258V176L255 178L256 180L252 183L253 185L251 184L252 188H251V186H249L251 188V190L249 192L247 200H246L245 204L238 210L237 215L235 217V220H234V222L232 224L231 229H229L227 231V233L224 235L223 243H222L221 246L219 245L220 249L218 248L219 250L217 252H215V254H213L214 256L211 255L213 257L208 259V260H210V262H211V259H212V262L211 263L209 262V264H261V261H264V174L260 178H258V179ZM10 179H12V178L10 177ZM40 179H38V180H40ZM47 179H43V180H47ZM5 180H7V179H5ZM38 180H37V182H38ZM95 181H97V180H95ZM95 181L93 183H95ZM204 181H203V183H204ZM216 182H217V180H216ZM174 183H175V186H174ZM170 184H171V187L174 186L172 189H170L171 187L169 188ZM100 185H98L100 188L97 191H99L100 189L103 190V187L100 186ZM163 185H164V187H163ZM167 185H168V187H167ZM203 185H204V187H206L205 185H207V184H203ZM212 185L213 184H211V186ZM227 185H229V183ZM10 186L11 185L9 184V187ZM92 186L94 187V185H92ZM92 186H89V187H92ZM80 187L81 186H79V188ZM92 189L93 188H91V190ZM162 189L164 191L160 192V190L162 191ZM107 190H106V192H107ZM205 190H206V188H205ZM103 191H105V190H103ZM103 191H101V192H103ZM203 191H204V189H203ZM36 193H39V192H36ZM204 193H206V192H204ZM30 194H28V197H29ZM80 194L82 195V193H79V195ZM89 194H92V192L90 191ZM105 194H108V193H105ZM109 195H107V196H109ZM35 196H37V194ZM93 196H91V197H93ZM83 197H85V196H83ZM36 198H38V197H35V200H36ZM101 198L102 197H100V199ZM195 199L197 201L196 203H195ZM204 199H202V200H204ZM98 201L99 200H97V202ZM158 201L161 202L160 200H158ZM97 202H95V203H97ZM161 203H159V204H161ZM169 203H170L169 205H171L172 202H169ZM28 205L30 206V203ZM169 205H168V207H169ZM153 207L152 206L150 207V209H153L152 212L153 211L157 212V210H154ZM192 207L196 208V209L194 210ZM203 207H205V206H203ZM99 208H100V206H99ZM124 208L126 209V211L123 210ZM158 209H160V208H158ZM206 209H207V206H206ZM91 210L92 209L90 208V211ZM79 211H80V209H79ZM182 211H183V209H182ZM155 212H153V214ZM167 212H169V211H167V209H166L164 211V214H166ZM133 213H135V214H133ZM157 214L158 213H156V216H157ZM160 214H161V211H160ZM160 214H158V215H160ZM167 215H168V213L165 216H167ZM82 217H83V215H82ZM169 217H170V215H169ZM169 217H168V219H170ZM134 218L133 219L130 218V219L134 221ZM141 218L143 219V220H141L142 222H140ZM68 219H66V220H68ZM70 219L72 220V218H70ZM70 219L68 221L71 222ZM168 219H166V220H168ZM168 221L170 222V220H168ZM169 222L165 221V223H164L165 225H163V224L162 225L166 226V223H169ZM181 222H182V220H181ZM71 223H74L73 220H72ZM71 223H69V224H71ZM125 223H123V224H125ZM150 223H151V221H150ZM151 224H153V223H151ZM169 225H171V224L169 223ZM182 225L183 224L181 223V226ZM73 226H75V225H73ZM73 226H72V228H74ZM130 226H132V224H130ZM153 226H156V224L153 225ZM76 227H77V225L75 226V228ZM123 227L126 228L127 225H126V227L123 225ZM123 227H122V229H123ZM77 228H76V230H77ZM171 228H173V227H171ZM188 229L191 230V234L189 233ZM64 230L66 231L65 228H64ZM147 230H149V229H147ZM167 230L165 231V229H164L165 232H167ZM174 230H176V229H174ZM123 231H126V229H123ZM165 232H164V234H165ZM57 233L55 232L56 236H58V234H59V233L58 234ZM123 233L125 234V232H123ZM178 233H180V232H178ZM62 234H64V233H62ZM141 234H138V235H141ZM159 234H161V233H159ZM53 235H54V233H53ZM110 235L111 234L108 235L109 238L106 237L108 239V241L111 239ZM116 235L114 237H116ZM128 235H127V238H128ZM167 235H168V233H167ZM56 236H54V238H56ZM66 236L67 235H64L63 237H66ZM119 236L121 237L120 234H119ZM125 236H126V234H125ZM172 236H174V235H172ZM91 237L92 236H90L89 238L91 239ZM178 237L180 238V235ZM50 238L47 237V239L51 240ZM138 238H139V236H138ZM165 238L169 239V236H167ZM176 238H177V235H175V238L169 239L170 240V244H172V247L168 249L170 252L171 251L174 252L176 250V246L174 247V243H173ZM107 239L105 241L103 240V242H105V243H101L100 245L107 244L106 246L110 247L108 245ZM120 239H122V238H120ZM168 239H167V241H168ZM5 240H7V239L5 238ZM11 240H13V239H11ZM82 240H83V238H82ZM112 240H114V239H112ZM129 240L130 239H128L127 242ZM133 240H134V238H133ZM140 240L142 241V238ZM156 240H157V238H156ZM69 241L71 242V239ZM85 241H87V240H85ZM150 241H151V239H150ZM41 242L42 241H40V243ZM48 242H50V241H48ZM112 242H110V243L112 244ZM136 242H137V239H136ZM12 243H10V244H12ZM52 243H54V242H52ZM179 243L182 244L183 242L182 243L179 242ZM18 244H20V243H18ZM115 244H116V241H115ZM127 244H129V243H127ZM139 244L141 245V243H139ZM139 244H137V246ZM165 244H169V242H167ZM175 244H176V242H175ZM60 245H62V244H60ZM103 245H102V248H103ZM130 245H131V243H130ZM135 245L136 244H133L134 248H135ZM140 245H139V247H140ZM57 246H56V248H57ZM92 246H94V244ZM106 246L103 249L104 252H106L105 251ZM128 246H126L125 250H127ZM113 247H114V245H113ZM168 247H170V246H168ZM114 249L116 250V247H114ZM121 249H123V247ZM177 249H179V248H177ZM188 249H187V251H188ZM12 250H15V248H13ZM53 250L55 251V249H53ZM100 250H101V248H100ZM112 250L113 249H111V251ZM129 250L131 251V248ZM48 251H49L48 253H50V250H48ZM89 251H90V249H89ZM189 251H190V254H191L192 253L191 249ZM115 252L116 251H113L111 254H113ZM127 252H128V250H127ZM177 252L178 251L176 250V252H175L176 256L175 257H177ZM194 252H195V250H194ZM9 253H11V252H9ZM123 253L125 254L126 252H123ZM66 254L64 253L63 256H65ZM56 255H57V253H56ZM68 255H69V253H68ZM106 255H107V253H106ZM106 255L104 254L105 257H106ZM109 255H110V252H109ZM164 255H165V253H164ZM97 256H98V254H97ZM102 256H103V254H102ZM189 256H191V255H189ZM10 257H12V256H10ZM50 257H51V255H50ZM110 257H112V255ZM121 257H120V259H123ZM172 257H173V255H172ZM207 257H208V255H207ZM106 258L104 259V261L106 260ZM125 258H126V255H125ZM178 258L179 257H177V259ZM10 259H12V258H10ZM54 260H56V259H54ZM204 260L202 259V261H204ZM122 261H120V262H122ZM63 262H65V261H63ZM98 262H99V260H98ZM205 262H206V260H205ZM76 263H74V264H76ZM96 263H97V261H96ZM106 263L107 264L110 263L109 260ZM196 264H197V262H196Z\"/></svg>","mask_w":264,"mask_h":264},{"label":"snow or ice","instance_id":"3","mask_svg":"<svg viewBox=\"0 0 264 264\" xmlns=\"http://www.w3.org/2000/svg\"><path fill=\"white\" fill-rule=\"evenodd\" d=\"M261 264H264V261H261Z\"/></svg>","mask_w":264,"mask_h":264}]
</instances>
